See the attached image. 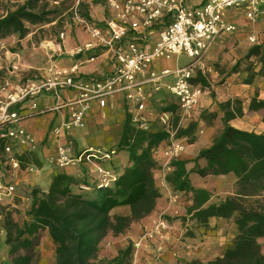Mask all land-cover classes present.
<instances>
[{
    "label": "built area",
    "instance_id": "built-area-1",
    "mask_svg": "<svg viewBox=\"0 0 264 264\" xmlns=\"http://www.w3.org/2000/svg\"><path fill=\"white\" fill-rule=\"evenodd\" d=\"M94 1L74 0L71 7V24L82 28L94 39L78 47L75 54H84L88 56L86 62H94L97 55L92 50L104 48L113 55L110 71L86 75L76 63L69 68L55 66L49 75L16 87H12L7 78L0 82V141H3L0 221L5 210L32 202L31 190L18 182L15 175L23 169L19 156L36 146V139L23 126V120L45 112L46 109L38 110L36 97L39 94L50 92L56 100L55 109H68L63 123L65 131L85 127L93 103L104 107L107 98L118 94L125 97L133 124L152 130L146 118L148 88L155 92L166 88L176 98L182 119H187L198 109L200 98L208 90L202 83L194 82L205 65L206 54L222 36L240 31L237 24L228 21V14L241 11L252 22L264 17V0H205L200 5H191L188 0H106L107 17L98 22L90 10L88 15L81 12V5L89 7ZM64 38L65 31H62L59 40ZM248 41L253 46L261 45L259 34L249 35ZM183 53L192 58V62L176 68L156 67L158 62ZM11 67L15 70L17 66ZM171 77L173 81L168 82ZM163 124H167L165 117ZM180 128L179 125L168 131L170 137L164 141L163 149L157 147L154 150L158 162L166 160L164 166L169 168L171 161L180 158L187 146L177 137ZM68 149V142L59 146L56 155L59 167L82 163L95 166L90 184L78 186L81 191L90 192L93 186L110 187L121 174L111 163L119 153L116 147H89L77 155H71ZM159 151L161 155H158ZM101 161H109V167L103 166ZM17 199L24 203L18 205ZM167 227L168 223L161 220L145 236L151 238Z\"/></svg>",
    "mask_w": 264,
    "mask_h": 264
},
{
    "label": "trees",
    "instance_id": "trees-1",
    "mask_svg": "<svg viewBox=\"0 0 264 264\" xmlns=\"http://www.w3.org/2000/svg\"><path fill=\"white\" fill-rule=\"evenodd\" d=\"M43 1L60 2L23 0L15 9L0 15V39L14 33L24 37L29 32L28 23H50V12L40 6ZM88 10V5H81L84 15H88ZM254 56H260L264 61L262 45L252 46L245 58ZM261 74L264 77V67ZM194 82L209 87L204 78H195ZM217 105L224 114L222 132L192 160L173 159V169L166 175V180L175 191L191 194L193 204L187 208L190 219L207 226L212 217H235L238 234L222 256L206 262L193 260L187 264H264L259 241L264 238V133L243 130L231 124L232 120L245 114L240 99L217 102ZM249 110L263 112L264 122V99L259 98L258 92L251 99ZM212 114L213 117L217 116V113ZM195 128L196 124L191 123L187 128L180 129L177 137L191 136ZM169 137L170 133L163 129L136 127L127 112L116 148L118 152L128 153L129 165L114 185L93 186L90 192H85L78 186L90 184L91 179L79 181L66 172H60L53 178L48 191L28 187L32 202L26 220L20 224L8 212L3 222L10 255L21 250L31 252L39 237L48 232L55 246L56 264H132L133 242L110 259L99 258L100 245L109 233H124L134 221L155 210L162 194L155 178V171L160 167L154 150ZM193 142V139H189V143ZM2 149L3 141H0V151ZM30 157L26 152L19 156L23 168L28 167L31 161L41 165L37 159ZM201 160H205L206 164L202 166ZM188 162L194 163L191 170L187 169ZM191 173L201 177L234 174L237 178L236 192L218 203H212V192L195 186L190 178ZM119 206H128L130 214L113 215V209ZM183 219L186 221L187 217ZM190 234L187 232V235Z\"/></svg>",
    "mask_w": 264,
    "mask_h": 264
},
{
    "label": "crops",
    "instance_id": "crops-1",
    "mask_svg": "<svg viewBox=\"0 0 264 264\" xmlns=\"http://www.w3.org/2000/svg\"><path fill=\"white\" fill-rule=\"evenodd\" d=\"M204 1L188 0L191 5H200ZM105 2L106 0H95L89 5L91 15L98 22L107 17ZM227 18L228 21L237 24L240 31L234 35L222 36L206 54L205 65L198 72L196 78H204L209 87H205L208 90L200 98L198 109L189 118L182 119L176 98L166 88L157 92L152 91L150 88L147 89L149 107L146 111V118L150 122L152 129L173 131L179 125L180 129H185L191 123L196 124L191 136L184 135L180 137L187 145L183 155L180 157L181 159L192 160L202 148L211 145L214 138L222 132L224 127L222 117L224 114L219 110L217 102H226L229 99H240L243 102L244 116L231 121V124L237 128L248 131L254 130L243 125L244 120L248 119L251 113L255 115L251 114L253 118L257 117L263 122V113L261 111L249 110L250 101L257 92L256 80H244L247 72L231 71L230 69L235 67L253 46L248 41L249 35L259 34L261 45L264 47V17L252 22L247 19L244 12L231 11ZM153 37L155 38L156 35H153ZM93 40L82 28H73V25H70L65 30L63 41L55 42L52 40L45 44L49 59L46 64H35L33 74L37 75L40 73L41 76H46L49 75L55 66L57 68H69L76 63H79L81 72L86 75H101L110 71L113 67V55L110 51L104 50V48L92 50L97 55L94 62H86L85 60L88 56L84 54H75L78 47L84 46ZM20 55L19 53L18 56ZM5 64H7L6 68L8 70L5 78L10 81L11 86L16 87L22 84L20 78H12L14 70H12L11 65H14V61L9 60ZM156 67L162 69L165 67L176 68L178 66H164V63L160 61L156 64ZM33 79L35 78L28 79L27 83ZM172 81L173 77L168 79V82ZM213 93L215 97H213ZM36 102L38 110L46 109L45 112H40L24 119L23 126L36 139L35 148L27 150L26 153L30 154V158L34 157L37 159L41 165L31 161L28 167L23 168L15 175L16 180L30 188L40 187L43 191L49 190L53 178L60 172H66L79 181L90 180L91 175L95 173L94 164L82 163L61 168L56 162L58 148L68 142V152L71 155H77L89 147H116L120 139L126 113L128 112L125 97L122 94L109 97L104 107L99 106L98 103H93L88 111L87 125L83 128H74L69 131H65L63 128V123L69 113L68 109L65 107L55 109L53 106L56 100L50 92L39 94L36 97ZM153 104H161L165 107L161 110H155ZM212 113H217V116L213 117ZM206 114H209V116H205ZM162 117L166 118L167 124H163ZM255 132L264 133V130H255ZM189 139H193L194 142L189 143ZM164 143L159 146L161 150L165 145ZM196 144H199V146L194 148ZM158 155H161L160 151ZM165 161L159 162L162 168L156 170L159 175H163V183H161V186L158 185V180L156 179L162 196L157 200L155 210L141 220L134 221L124 233L116 236L113 233H109L101 244L110 241L109 237L112 236L115 237L117 245L110 244L107 249H101L102 252H100L99 258H105L106 256L113 258L118 255L119 250L127 246L129 242H133L135 250L132 264H187L193 260L208 261L204 259L203 250L208 247L211 233H216L223 229L221 224L222 220L225 219L212 217L209 219L207 226L198 224L195 220L190 219L187 214V208L193 204L191 194L187 195L184 192L175 191L171 187L166 180V175L173 168L164 166ZM111 163L119 172H122L129 165L128 153L125 151L119 152ZM200 163L202 166L206 164L205 160H201ZM101 164L107 168L110 165L109 161H101ZM193 166V162L187 163L188 170H191ZM156 171L155 178H157ZM195 175L197 174H190L192 183L195 186L212 190L206 182L195 184ZM113 211L119 215L130 214L128 206H119L114 208ZM184 217H187L189 222L184 221ZM161 220L166 221L168 227L155 233L151 238L145 236ZM192 224H196V228L193 229L192 234L187 235L188 226ZM112 248L113 252L111 251Z\"/></svg>",
    "mask_w": 264,
    "mask_h": 264
},
{
    "label": "rangeland",
    "instance_id": "rangeland-1",
    "mask_svg": "<svg viewBox=\"0 0 264 264\" xmlns=\"http://www.w3.org/2000/svg\"><path fill=\"white\" fill-rule=\"evenodd\" d=\"M22 3L23 0H0V15H5L8 11L15 9L18 4ZM73 3L74 0H60L59 3H55L53 1H43L40 3V6L42 9L45 8L46 11L50 12L48 15V18L51 20L50 23H28L29 32L24 37H21L18 33H14L4 39H0V82L3 81L7 76L8 70L6 68L7 64H5V62H8L9 60L14 61V65L17 66L12 74V78H20L22 84L23 82L26 83L30 78H42L40 73L37 75L33 74V68L35 64H46L48 61L49 55H47L48 50H46L45 44L52 40L58 42V32L62 29L65 31L66 28L70 27V25H73V28L78 27L74 24H71V7ZM19 53L21 54L20 56H18ZM192 60L193 59L188 57L186 53H183L182 55L173 56L172 58L163 60L161 62L164 63V66L175 67V65H187L192 62ZM263 67L264 61L260 56H254L250 59H247L244 56L239 60L238 64H236V66L232 67L230 70L247 72L244 80H256L259 98L264 99V77L261 74ZM164 107L165 106H162L161 104H153V108L155 110H161ZM251 114L255 116L253 113ZM251 114L249 115L250 117L248 119L246 118L244 120V127L254 129L252 131L264 130L263 122H261V120L257 117L253 118ZM205 116H209V114H206ZM194 146V148H197L199 144ZM159 167V169L162 168L160 165ZM156 173V179L158 180L157 183L161 186V183H163V175H159L157 171ZM194 181L195 184L204 182L208 183L212 189V203H218L224 200L226 197L234 195L237 189V178L234 174L219 176L211 175L207 176L206 178L197 174L194 176ZM23 203L24 202L22 199H19L18 205H22ZM27 207L29 208V204L25 203L24 207L20 206L18 208H10L9 210H5L3 212V218L2 221H0V264H56L55 246L48 232H44L39 237L37 240V245L31 252L21 250L13 256L10 255V246L6 244V230L4 229L3 225L4 219L7 216V213L10 212L12 213L14 220L22 224L27 218ZM112 214L115 215L117 213L113 211ZM221 225V228L223 229L221 231H217L216 233H211L208 247L203 250L204 259L208 261L219 257L223 250L232 245L238 234V228L235 224V217L222 220ZM195 228L196 224H192L188 226L189 230L187 232L193 233V229ZM113 235L116 236L118 234L113 233ZM109 240L111 242L107 241L100 245V252H102L101 249H107V246L110 244H115V246L117 245L115 237L110 236ZM259 241L264 253V238L260 239ZM111 251L113 252V248ZM105 259L110 258L106 256Z\"/></svg>",
    "mask_w": 264,
    "mask_h": 264
},
{
    "label": "bare ground",
    "instance_id": "bare-ground-1",
    "mask_svg": "<svg viewBox=\"0 0 264 264\" xmlns=\"http://www.w3.org/2000/svg\"><path fill=\"white\" fill-rule=\"evenodd\" d=\"M172 58V57H171Z\"/></svg>",
    "mask_w": 264,
    "mask_h": 264
}]
</instances>
